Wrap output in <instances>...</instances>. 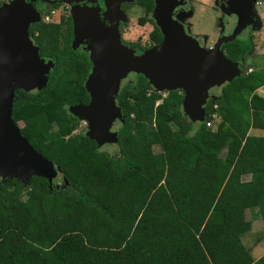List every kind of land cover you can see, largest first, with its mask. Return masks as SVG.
Here are the masks:
<instances>
[{
	"label": "trees",
	"instance_id": "1",
	"mask_svg": "<svg viewBox=\"0 0 264 264\" xmlns=\"http://www.w3.org/2000/svg\"><path fill=\"white\" fill-rule=\"evenodd\" d=\"M135 3L152 13V0ZM30 34L55 67L43 90L16 92L13 119L60 171L52 183L0 179V264H264L247 244L264 220V136L251 133L264 131V66L215 89L201 124L184 118L182 92L136 74L117 97L114 156L69 110L89 103L92 67L71 46V18L43 17ZM252 47L238 37L222 50L240 62Z\"/></svg>",
	"mask_w": 264,
	"mask_h": 264
},
{
	"label": "water",
	"instance_id": "2",
	"mask_svg": "<svg viewBox=\"0 0 264 264\" xmlns=\"http://www.w3.org/2000/svg\"><path fill=\"white\" fill-rule=\"evenodd\" d=\"M40 1L73 5L82 0ZM133 1L106 0L104 16L111 27L104 25L100 8L76 6L72 11L73 48L86 38L91 41L87 49L92 71L85 85L89 103L73 106L70 112L87 123V135L100 147L118 142V133L111 129L116 121L124 120L117 97L130 74L143 75L157 92H182L184 115L194 124L205 122L206 107L210 100H216L211 91L242 75L240 62L228 58L222 47L236 40L254 21L251 17L257 0L227 1L225 12L236 16L237 24L229 36L221 38L210 50L202 48L173 19L174 6L170 2L156 0L153 18L164 39L142 55L122 45L118 26L120 21L128 20L121 5ZM36 2L10 0L0 7V179H17L25 185L34 177L52 183L60 171L31 146L13 119L17 90H43L55 67L52 60L40 56L30 35V27L42 20L33 6Z\"/></svg>",
	"mask_w": 264,
	"mask_h": 264
},
{
	"label": "rangeland",
	"instance_id": "3",
	"mask_svg": "<svg viewBox=\"0 0 264 264\" xmlns=\"http://www.w3.org/2000/svg\"><path fill=\"white\" fill-rule=\"evenodd\" d=\"M6 0H0V4L4 3ZM101 0H82L78 3H74L73 5L71 4H65L62 3L61 6H59L58 8H51V4L49 3H45V2H41L38 3L37 7L40 10V14H42V16H44L45 21L47 20L46 17H49L48 21H54V22H59L62 16H66V17H70L72 16V11L76 6H82L83 4H94V3H98ZM190 3V6H192L191 8V12L185 11L183 13V21L185 23V25H187V27H189V30H191L194 33H197L198 35H208L209 39H210V43L211 42H216L217 39L220 37V32H221V24L222 23L220 21L221 18V12L218 11V0H188ZM88 2V3H87ZM90 2V3H89ZM133 3V4H132ZM132 3H128L130 5H127V14L130 23H128L125 27V29H129V33H127V35L129 36V38H137V37H141V39L144 37L146 38L148 36V33L150 31V26L149 25H140V23L138 22L140 18H143L144 16V11L143 9L139 6V5H134V2ZM192 4V5H191ZM258 10L260 13H263V15H261L260 13V17H259V22L262 23V29L260 32L256 33L254 35L253 38V42H254V49L251 54H250V58H245L243 57L241 59L242 61H246V63H241L240 62V70L241 73L242 71L244 72V74L249 70V68L255 69V68H259V67H263L264 66V5L262 6H258ZM256 11V10H255ZM181 14V13H180ZM72 20V17H70ZM254 21H256V19H254ZM257 22V21H256ZM258 22V23H259ZM252 26L256 27V25L254 23H251ZM224 33V32H223ZM126 37V35H125ZM75 48L73 49L74 52H78L79 50L76 51ZM80 50L86 51L88 52L87 47L86 48H79ZM79 54V53H78ZM54 62V61H53ZM55 64V62H54ZM135 74H130L129 77L127 78L126 82L129 81H135ZM17 91H22L24 93H29L23 90H17ZM211 94L213 96H216L215 94H217V92L215 90L211 91ZM264 94V88H263V93ZM70 110V109H69ZM184 115V113H183ZM184 118L189 119L188 117H186L184 115ZM117 128V125L115 126V130ZM81 131H87V125H85V123L82 121L79 129L77 132H81ZM253 135L256 136H264V131L263 130H255ZM100 147V146H99ZM101 149L103 151H106L108 153H110L111 155L117 156L119 154V148L116 144L111 143L107 144V145H103L101 146ZM161 151L160 147L156 146L154 147V152L155 153H159ZM246 217L247 219H251V216L249 214V212L246 213ZM255 221V220H254ZM252 228H253V234L248 236V245L253 249V257L258 258L259 253L261 254L260 257H262L264 255V241H262L260 243V246H256V240L258 239V237L261 236V234L264 233V222H253L252 223ZM247 246V245H246ZM248 247V246H247ZM249 248V247H248Z\"/></svg>",
	"mask_w": 264,
	"mask_h": 264
},
{
	"label": "flooded vegetation",
	"instance_id": "4",
	"mask_svg": "<svg viewBox=\"0 0 264 264\" xmlns=\"http://www.w3.org/2000/svg\"><path fill=\"white\" fill-rule=\"evenodd\" d=\"M8 1H10V0H6L1 5L7 3ZM85 1H88V0H85ZM152 1L154 2V7H153V10H152V13L147 15L145 9L142 8L143 11H144V16H143V18H140V19H143V20L148 18L147 19V23L144 24V26L145 25H149L150 26V31H149L148 36L146 38H144V37L142 39H141V37L129 38V36L127 35V33H129L130 27L128 29H125L126 25L128 23H130V22H128L129 21V18H128V20L126 22L120 21L118 23L119 31H120V34H121V43H122V45L125 46V47H128L136 55H142V54H144L145 52H147V51L151 50L152 48H154V47L158 46L159 44H161L162 41H163V39H164L163 34L161 33L160 28L157 26V23H156L155 19L153 18V14H154V11H155V8H156V0H152ZM218 1H219L218 2V6H219L218 11H220L222 13L221 14V18H220V21L222 22V23H220L221 24L220 37L217 39L216 42H211V44H209L210 43L209 42L210 39H209L208 35H205V34L204 35H201V34L198 35L197 33L192 32L191 30H189V27H187V25H185V23L183 21V16H182L183 13L185 11L191 12V8H192V6H190V3H189L188 0H164V2H170L171 5L174 6L173 7L174 8V10H173V19H175L179 23H181L184 26L187 35H189V36L193 37L194 39H196L199 42V45L202 48L206 49V50L213 49L215 47V44L221 38L226 37V36H229L233 32V30H234V28H235V26L237 24V18H236V16L232 15L231 13H226L225 12V10H226V8L228 6V4H227V1L228 0H218ZM133 2H134V5H136V3H135L136 0H134ZM128 3H132V2H125V3H123L121 5V9L125 13H127L126 11L128 10L127 9V5H130ZM262 5H264V0H257V1L254 2L253 14H252V17L251 18L254 17V19H256L257 22L255 21V23H254L256 25V27H254V26L251 25V23L254 22L253 20H251L250 24L247 27H245V29L239 35V38L240 39H242V40H249V41L252 42V45H253L252 49H250V51H248V53L245 55V58H250L251 52L253 50H255L254 49L253 38H254V35L256 33L260 32L261 29H262V23L259 22V17H260V14L263 15V13H260L259 10H258V6H262ZM33 6L40 12V10L37 7V2L34 3ZM106 6H107L106 5V0H101L98 3L96 2L94 4H85V5L83 4L82 5V7H90V8H96V9L97 8H100L101 9V19H102L104 25H106V27H111L112 26V23L109 20H107L105 18V16H104V14L107 12ZM43 17L44 16H42V14H41V19H42L41 22L43 21ZM70 17H72V16H70ZM127 17H128V15H127ZM46 22H48V21H46ZM248 23L249 22H247V24ZM72 25H73V20H72ZM155 30H158L160 32L161 36H162V40L160 42H156V41H154L152 39V34L155 32ZM125 35H126V37H125ZM31 37H32L33 42L35 43L34 37L32 35H31ZM73 42H74V33H73V38H72V42H71L72 48H73ZM90 43H91V41L86 38L83 42H81V43H79V45H77V48L78 49H76V51L79 50L77 53L83 54L85 57H87L89 59V61H90V52H86V51H83L82 52V50H80L79 48H81V49L86 48V47L88 48V46L90 45ZM44 59L46 61H49L48 58L47 59L44 58ZM242 62L243 63H246V61H242ZM91 71H92V67H91ZM91 71H90V73H91ZM252 71H253V69L252 68H249V70L245 74L251 73ZM241 74H244V72L242 71ZM126 80L123 81L122 86H123V84L126 83ZM211 96H213V95L211 94ZM89 97H90V95H89ZM84 123H85V125H87L86 122H84ZM116 125H117V128L115 130V126ZM118 126H119V121H116L113 124V127H112L111 131L112 132H118ZM86 132H88V125H87V131ZM105 145H107V144H105Z\"/></svg>",
	"mask_w": 264,
	"mask_h": 264
},
{
	"label": "crops",
	"instance_id": "5",
	"mask_svg": "<svg viewBox=\"0 0 264 264\" xmlns=\"http://www.w3.org/2000/svg\"><path fill=\"white\" fill-rule=\"evenodd\" d=\"M263 88L264 87H262V88H260L259 90H258V93L260 94V95H262V96H264V94H261V93H263ZM216 97V96H215ZM214 129H215V127H214ZM251 133H254V130L251 132ZM241 180H243V181H249L250 180V176H244V177H242L241 178ZM250 214V213H249ZM251 216V215H250ZM261 221H263L264 222V220H262V219H257V220H255V221H253V222H261ZM258 238H260V239H258V240H256L255 242V244H256V246H260V243L262 242V241H264V233L263 234H261V236L260 237H258ZM259 257L258 258H261L260 256H261V254L259 253V255H258ZM257 258V259H258Z\"/></svg>",
	"mask_w": 264,
	"mask_h": 264
},
{
	"label": "built area",
	"instance_id": "6",
	"mask_svg": "<svg viewBox=\"0 0 264 264\" xmlns=\"http://www.w3.org/2000/svg\"><path fill=\"white\" fill-rule=\"evenodd\" d=\"M45 19V18H44ZM46 21H48L49 20V17H46ZM49 22V21H48ZM215 117V116H214ZM207 125H210V123H207Z\"/></svg>",
	"mask_w": 264,
	"mask_h": 264
},
{
	"label": "clouds",
	"instance_id": "7",
	"mask_svg": "<svg viewBox=\"0 0 264 264\" xmlns=\"http://www.w3.org/2000/svg\"><path fill=\"white\" fill-rule=\"evenodd\" d=\"M242 75H244V74H242Z\"/></svg>",
	"mask_w": 264,
	"mask_h": 264
}]
</instances>
